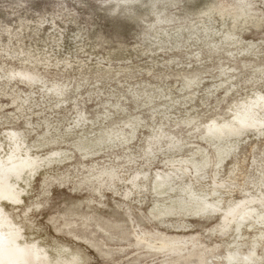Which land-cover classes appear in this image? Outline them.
<instances>
[{
	"label": "rangeland",
	"instance_id": "rangeland-1",
	"mask_svg": "<svg viewBox=\"0 0 264 264\" xmlns=\"http://www.w3.org/2000/svg\"><path fill=\"white\" fill-rule=\"evenodd\" d=\"M229 4L160 0L112 19L98 10L95 0H0V133L26 131L27 145L37 134L54 135L58 143L39 154L69 150L70 155L69 160L54 156L52 165L31 181L34 194L49 193L36 213L41 237L61 241L70 239L69 231L79 233L81 238L72 243L85 253L88 264H206L214 257L226 258L238 244L247 252L253 243L256 256L264 255L262 225L249 228L246 221L240 232L235 224L224 228L222 213L196 214L186 203L178 206L177 190L170 192L176 213L159 216L156 203L161 198L152 191L155 175L168 172L175 188L183 181L212 193L216 179L223 183L219 196L224 210L243 201L246 189L256 194L251 186L264 171V135L247 132L234 141L237 148L222 165H214V149L198 134L211 119H229L235 105L255 92L264 93V17L259 15L264 5L256 4L258 15L251 22L234 27ZM157 12L165 14L166 22L157 25ZM54 84L65 88L58 98ZM78 114L92 124L69 133L66 129ZM119 128L126 132V143L83 142ZM159 129L174 135L182 149L178 144L168 150L169 141L163 138L150 145L154 153L148 155ZM200 147L209 151L212 162L199 177L164 166L172 158H191ZM105 168H113L117 176H103L111 190L103 191L101 199L80 178ZM140 171L149 177L138 178L139 187L134 188L129 179ZM128 191L130 197L124 198ZM30 198L23 197L25 203ZM57 215L63 218L59 224L64 232L57 231Z\"/></svg>",
	"mask_w": 264,
	"mask_h": 264
},
{
	"label": "clouds",
	"instance_id": "clouds-1",
	"mask_svg": "<svg viewBox=\"0 0 264 264\" xmlns=\"http://www.w3.org/2000/svg\"><path fill=\"white\" fill-rule=\"evenodd\" d=\"M165 2L178 4L179 0H165ZM95 3L98 10L110 18L122 19L120 13L128 10L136 11L141 7L148 8L153 4H159L160 0H95ZM257 3L264 5V0H230L228 11L234 20V27L247 24L258 15L254 11ZM259 15L264 17V13ZM156 21L157 25L166 22L165 14L157 12ZM216 119L223 120L221 117ZM258 120L259 132L264 135V127H262L264 125V104L260 106ZM201 127L205 129L201 138L207 137L217 142H225L232 137L242 136L248 130L234 119L219 123L217 133L213 137H208V126L202 125ZM44 163L45 161L29 155L23 148L9 146L5 151L3 147H0V244L6 243L9 247L14 242L17 247L23 245L25 248H31L33 244L40 247L42 258L38 261L28 259L26 264H88L83 251L72 243V240L81 238L79 233L73 236L69 231L67 235L70 239L61 241H49L47 237H41V229L37 227L39 217L36 213L44 208L43 197L49 193L44 190L34 194L30 186L32 177ZM93 171H89L87 177L80 178V183L89 185L93 193L102 199L103 191L111 190V186L103 180V176L107 173L93 175ZM252 188L256 195L253 197L250 193H245L249 197L245 203L258 204L259 211L241 219H250L253 215H258L262 222V229H264V171L260 173L259 183L253 185ZM25 196L32 198L25 203L23 199ZM206 201L207 197L200 201L203 210L210 208ZM61 219L63 218L59 215L53 218L58 225L57 231L64 232V226L59 224ZM67 227L71 229L72 226L69 224ZM260 240L262 241L260 246L264 247V236L260 237ZM243 247H245L243 244H238L236 251L230 252L227 258L214 257L206 264H216L217 261L223 264L224 259L228 260V264H264V255L259 258L256 256L257 245L255 243L248 248L246 253L241 251Z\"/></svg>",
	"mask_w": 264,
	"mask_h": 264
},
{
	"label": "bare ground",
	"instance_id": "bare-ground-1",
	"mask_svg": "<svg viewBox=\"0 0 264 264\" xmlns=\"http://www.w3.org/2000/svg\"><path fill=\"white\" fill-rule=\"evenodd\" d=\"M12 71V70H11ZM10 72V71H9ZM19 72V71H18ZM17 72V73H18ZM22 72V71H21ZM24 72V71H23ZM26 73V72H24ZM30 73V72H28ZM16 74V72H15ZM32 74V73H30ZM8 75V74H7ZM3 76V75H2ZM10 75H8L9 77ZM21 77H25L28 80H32V77H28L25 76L23 73H20ZM34 76V75H33ZM5 77V76H4ZM7 77V78H8ZM12 77V76H11ZM10 77V78H11ZM37 77V75H36ZM35 77V78H36ZM6 78V77H5ZM9 78V79H10ZM14 79V78H13ZM19 79V78H18ZM23 78H21L22 80ZM12 80V79H11ZM20 80V81H21ZM42 80V79H41ZM24 81V80H23ZM26 81V80H25ZM36 81V80H35ZM38 82V81H37ZM27 82H25L26 84ZM29 83V82H28ZM30 83H32L30 81ZM40 83V81H39ZM34 84V83H33ZM36 84V83H35ZM38 84V83H37ZM45 84V83H44ZM28 85V84H27ZM32 85V84H31ZM30 86V85H29ZM53 86V85H51ZM50 86V87H51ZM57 86V85H56ZM54 84V90L52 92H54L55 94H57V98L58 96L62 95L63 91L62 89H65L64 87L61 89V87H56ZM64 86V85H63ZM32 87V86H31ZM49 87V88H50ZM53 88V87H52ZM45 89V88H44ZM48 89V88H47ZM42 90V88H41ZM46 90V89H45ZM50 89H49V93L50 94ZM42 92V91H41ZM66 92V91H65ZM22 93V92H21ZM27 94V93H25ZM24 94V95H25ZM54 94V96H55ZM22 95V94H21ZM23 95V96H24ZM51 95V94H50ZM43 96H44V92H43ZM48 96V95H47ZM52 96V95H51ZM29 97V96H27ZM260 97H264V93L261 92H255L251 97H249L247 99V101H243L240 104H237L234 106L233 109H231V114H230V118L229 119H224L223 120H217L216 118L211 119L207 124H205L207 127V132H208V137H213L216 135L217 133V125L223 121H227V120H235L239 125L247 128L248 130L245 131L244 134H246L247 132H259V120H258V116H259V110H260V106L262 105L261 103H259V98ZM25 98V97H24ZM34 98V97H33ZM26 99V98H25ZM30 99V98H29ZM16 100V99H15ZM64 100V99H63ZM27 101V100H26ZM65 101V100H64ZM19 102V101H17ZM32 103V102H31ZM234 103V102H233ZM15 104V103H14ZM23 104V103H22ZM16 105V104H15ZM20 105V103H19ZM28 106V105H27ZM18 107V106H17ZM30 107V106H29ZM62 107V105H61ZM20 108V107H19ZM22 109V107H21ZM28 109V108H27ZM18 111V110H17ZM20 111V110H19ZM80 113V112H79ZM25 114V113H23ZM79 115V114H78ZM12 116V115H11ZM27 116V115H26ZM84 116V115H83ZM82 114H80L77 118H75L72 122V124L74 125H70L66 130L70 133H73V129H77V130H86L87 128H84L86 124H89L91 126L92 121L89 119H86L85 117H83ZM106 117V116H105ZM19 118V117H18ZM17 119V118H16ZM133 119V118H132ZM139 120V119H138ZM26 123V120H24ZM28 121V120H27ZM196 121V120H195ZM241 121L244 122V125L241 124ZM131 122V121H130ZM192 122V120H191ZM129 123V122H127ZM132 123V122H131ZM193 123V122H192ZM197 123V122H195ZM199 124V123H198ZM203 124V123H202ZM51 125V124H50ZM125 125V124H124ZM191 125V124H190ZM193 125V124H192ZM213 128L210 129V126H213ZM28 126V125H27ZM125 126L130 127L132 130H135V127H132V125H128L126 124ZM199 126V125H198ZM197 125L194 124V129L196 130H200L199 127ZM26 127V126H25ZM190 127V126H189ZM193 127V126H192ZM79 128V129H78ZM47 132L49 133V129L50 127H47ZM160 131H155V133H153V136L151 138V141L149 142V146H148V155L154 153V148L151 147L150 145H155L156 143H160L161 139L163 138H167V140L169 141V144H167L166 146H168V150L173 149L176 145H178V150L182 149V144H180L179 140H175V136H170V135H166L164 133V131H161L162 129H159ZM192 130V129H191ZM29 131V130H28ZM66 131V132H67ZM4 132V131H3ZM26 132V131H25ZM25 132L22 131H18L16 130H6L3 135L2 133H0V135H2L3 137V141L0 140V145L4 144L7 145V147L4 149L5 151L8 150L9 146L11 147H15V148H23L24 150H26L28 152L29 155L33 156V157H39L40 160L45 161L44 165L39 167L38 170L36 171V174L32 177V179L37 175V173L41 172L42 170H46L48 167H50V165H52V163L55 161L54 156L58 157L59 155H63L62 158H64V160H69L70 159V155L66 154L67 152H69V150L67 151H57V150H53L54 152L51 153H46L45 155H41L39 154L41 151V148L45 147V146H51L55 143H58L56 140V137H54V135L50 136V137H44V136H40V134H37L38 138L35 141L30 142L29 145H27L24 141H23V137H27ZM30 132V131H29ZM46 132V131H45ZM44 132V133H45ZM27 133V132H26ZM105 134V138L104 140L102 137H94L93 139H90L88 137H85L83 140V142H85L84 144L86 146H88L89 144H93L96 141H99L100 143H105L107 141L112 142L113 140H116L117 142H124L126 143V138H125V130L122 128L119 129H112L109 132H103ZM196 133V132H195ZM30 134V133H29ZM200 135V140L204 141L206 144H209L211 148L214 149L215 151V155L217 157V163H215L214 165H218L223 163V161L231 154V152L234 150V148H237V144L234 143V141H236V139H240L242 138V136L239 137H232L231 139L225 141V142H217L216 140H210L209 138H201L202 135L204 134V132H199L198 133ZM31 135V134H30ZM44 135V134H43ZM85 136V135H84ZM91 136V135H89ZM81 137V136H80ZM82 138V137H81ZM80 138V139H81ZM59 140V139H58ZM165 140V139H164ZM81 141V140H80ZM126 141V142H125ZM149 141V139H148ZM148 143V142H147ZM78 145V144H77ZM97 145V144H96ZM200 146V145H199ZM1 147V146H0ZM79 147V145H78ZM193 147V146H192ZM195 147V146H194ZM92 148V147H91ZM82 149V148H80ZM95 149V148H94ZM190 149V148H189ZM159 150H162V147H159ZM197 151H195L194 153L192 152L191 154V158H187V157H181V158H172L169 159L165 162L164 166L167 167L168 170H173L176 169L182 176L188 175V172H191L194 174V176H198L202 171H204L212 162V157H210V153L209 151H207L206 149H203L200 147L199 149H196ZM97 151V150H96ZM191 151V150H190ZM87 152V151H85ZM189 152V151H188ZM88 154V153H85ZM145 154V153H144ZM147 154V153H146ZM89 155V154H88ZM199 155V157H195ZM88 157V156H87ZM156 157V156H155ZM173 157V156H172ZM176 157V156H175ZM84 158V156H83ZM154 158V157H153ZM171 158V157H170ZM62 161V160H61ZM56 164V163H55ZM61 164V163H60ZM150 165V164H149ZM222 165V164H221ZM218 167V166H217ZM216 167V168H217ZM193 169V170H192ZM102 171V170H101ZM163 171V170H162ZM207 171V169H206ZM43 172V171H42ZM216 172V171H215ZM101 173H107V176L109 178H113L114 176H117V173L113 170V168H105ZM44 174V173H43ZM155 174V172H154ZM174 174V173H173ZM207 174V173H206ZM219 176V175H218ZM50 177V176H48ZM47 177V178H48ZM148 172L145 173V171H140V172H136L134 173V176L129 179L130 184L134 187V188H138L139 187V183L136 181L138 178H148ZM172 174L168 173V172H163L161 174H157L155 175V177L153 178V183H152V191L156 194L157 197L161 198L160 201H157L158 203H156V213L159 216H163V215H167V214H174L176 213L174 208L175 206L172 204V202H174L172 200V197H170V192H175V190H177L180 195H178L179 197L177 198L178 202V206H181L182 203H186L185 205L188 207L190 206L192 208V211H194L196 214H201V213H206L207 212H211V213H222L224 214V217L222 218L223 221V225L224 228L230 226L231 224H235L236 229H238V231L240 232L242 230V226L245 224L246 221L248 222V226L249 228H252L255 224L258 225H262V222L260 220V218L258 217V215H253L250 219L249 218H244L241 219L242 217H246L248 214H251L253 212L258 213L259 211V205L258 204H247L245 203L246 201H248L249 197L247 196L243 201H240L239 203L233 205V206H229L227 209L224 210L223 203H222V199H220L221 197L219 196V188L225 187V185L223 183H218L214 181V189L213 192H207V193H203L200 192L198 190H196L195 188H193L191 185L183 183L182 181V187L181 188H175L173 185H170V179ZM199 177V176H198ZM51 178V177H50ZM105 178V177H104ZM116 178V177H115ZM52 179V178H51ZM151 179V178H149ZM47 181V180H46ZM150 181V180H149ZM224 182V181H223ZM254 183V182H253ZM257 184V183H256ZM255 185V184H254ZM227 188V187H226ZM252 188V186H251ZM244 190V189H243ZM223 191V190H222ZM246 193H250L247 189L245 190ZM206 192V191H205ZM131 192L128 191L126 192V194L124 195V198H128L130 197ZM253 197L256 194H252L250 193ZM177 196V195H176ZM214 196V197H212ZM189 199V201H186V198ZM204 197H207V205L210 206V208L208 210H203L200 206V201L203 200ZM223 198V197H222ZM169 199V202H167ZM126 200V199H125ZM213 200V201H211ZM161 203V204H159ZM170 203V204H168ZM222 203V206H221ZM172 204V205H171ZM239 205V207H238ZM186 206H182L181 208H185ZM176 209H179L176 208ZM186 210V209H185ZM181 211V210H180ZM153 212V211H152ZM183 212V211H182ZM186 212V211H185ZM193 214V212H192ZM151 215V214H150ZM188 215V214H187ZM158 217V216H157ZM162 218V217H161ZM246 225V224H245ZM245 228V227H243ZM243 231V230H242ZM242 235V234H240ZM264 236L263 233L260 237ZM235 242V241H234ZM251 246V245H250ZM19 248H25L23 245L19 246ZM28 249V254L26 256L20 255V254H10L9 250H8V246L6 243L4 244H0V264H25V261H27L28 259H33V260H40L41 257V252L42 249L40 247H37L35 244L32 245L31 248H27ZM257 250V248H256ZM236 251V245L234 246V248L232 250H228V255L229 256L230 252H235ZM243 251V250H242ZM245 252V251H244ZM246 253V252H245ZM85 254V253H84ZM226 257V258H227ZM228 262V260H227ZM226 264V262H225Z\"/></svg>",
	"mask_w": 264,
	"mask_h": 264
},
{
	"label": "snow or ice",
	"instance_id": "snow-or-ice-1",
	"mask_svg": "<svg viewBox=\"0 0 264 264\" xmlns=\"http://www.w3.org/2000/svg\"><path fill=\"white\" fill-rule=\"evenodd\" d=\"M259 103L264 104V97L259 98ZM241 124L244 125V122L241 121ZM213 127H214V125L210 126V129ZM262 127H264V125H262ZM8 250H9L10 254H13V255L20 254V255L26 256L28 254L27 248H19L14 244V242L8 247ZM25 264H26V261H25Z\"/></svg>",
	"mask_w": 264,
	"mask_h": 264
}]
</instances>
